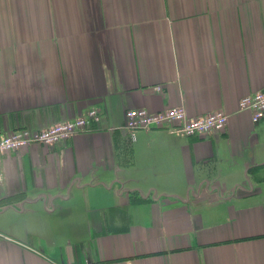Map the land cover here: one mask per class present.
Here are the masks:
<instances>
[{
    "label": "crops",
    "instance_id": "crops-1",
    "mask_svg": "<svg viewBox=\"0 0 264 264\" xmlns=\"http://www.w3.org/2000/svg\"><path fill=\"white\" fill-rule=\"evenodd\" d=\"M263 88L264 0H0V135L102 112L0 153V264H264ZM179 105L226 126L128 137Z\"/></svg>",
    "mask_w": 264,
    "mask_h": 264
},
{
    "label": "built area",
    "instance_id": "built-area-1",
    "mask_svg": "<svg viewBox=\"0 0 264 264\" xmlns=\"http://www.w3.org/2000/svg\"><path fill=\"white\" fill-rule=\"evenodd\" d=\"M158 88V87H157ZM239 111H249L255 122L264 115V88L241 96L238 100ZM102 112L91 107L84 115L54 123L42 129L17 128L0 135V153L16 150L31 144L54 145L76 133L98 126ZM124 129L128 137L134 140L139 130L152 128H170L178 135H201L212 131H222L227 123L228 114L213 111L206 115L191 117L182 105L169 107L161 111H149L145 108H130L124 113Z\"/></svg>",
    "mask_w": 264,
    "mask_h": 264
}]
</instances>
